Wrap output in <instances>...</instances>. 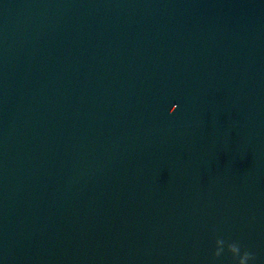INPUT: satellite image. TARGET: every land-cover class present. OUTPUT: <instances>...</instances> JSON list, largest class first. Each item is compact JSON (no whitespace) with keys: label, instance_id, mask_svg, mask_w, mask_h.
I'll use <instances>...</instances> for the list:
<instances>
[{"label":"water","instance_id":"obj_1","mask_svg":"<svg viewBox=\"0 0 264 264\" xmlns=\"http://www.w3.org/2000/svg\"><path fill=\"white\" fill-rule=\"evenodd\" d=\"M0 264H264V0H0Z\"/></svg>","mask_w":264,"mask_h":264}]
</instances>
